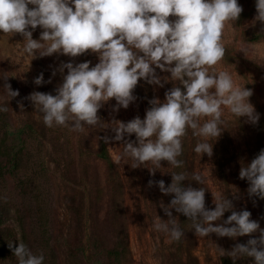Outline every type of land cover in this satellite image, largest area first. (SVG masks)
Returning <instances> with one entry per match:
<instances>
[{
  "label": "rangeland",
  "instance_id": "1",
  "mask_svg": "<svg viewBox=\"0 0 264 264\" xmlns=\"http://www.w3.org/2000/svg\"><path fill=\"white\" fill-rule=\"evenodd\" d=\"M237 3L243 11L236 22L225 27V57L215 69L229 71L238 85L253 92L249 102L259 120L252 124L246 117L236 119L226 112L223 131L212 142L211 157L193 151L197 138L189 130L183 138V154L178 158L184 166L174 169L162 161L161 169L154 174L147 167L115 163L125 141L135 142L136 137L125 135L124 140L116 141L112 125L114 121L127 123L136 117L143 120L151 107L149 102H163L174 82L165 83L162 79L161 87L143 79L138 81L132 93L135 100L127 109L119 107L114 111L116 101L109 100L97 113L107 127L84 132L59 126L48 128L28 99L30 94L55 95L67 75V69L63 74L58 71L61 64L90 62V67H94L99 62L98 54L89 50L77 57L53 54L30 61L22 55L20 34L3 37L0 33V106L8 107L7 112H0V140L13 146V153L19 158L13 176H6L0 186V202H6L10 210L4 231L7 244L22 241L34 254H44V264H223V257L233 259L220 256L217 248L227 253L236 244L246 245L249 239L259 237L258 230L236 239L216 234L199 238L188 218L182 222L183 215L174 209L173 218L185 233L179 242L169 243L164 233L153 228L157 216L169 219L161 205L167 207L173 198L161 193L156 182L163 180L165 187L169 186L171 172L175 171L189 174V180L182 181L183 186L205 188L206 209L214 210L217 194L232 201V210L214 221V226L227 220L232 211L247 210L250 219L264 229V200L250 196L248 181L239 178L242 165L250 164L264 150V33L259 22L253 24L256 0ZM41 31L37 27L33 39L38 40ZM241 42L256 45L255 54L246 57L238 51ZM156 73L161 78L170 76L160 69ZM40 74L43 82L36 85L34 81ZM5 83L19 95L9 100L3 89ZM175 84L179 86L178 82ZM102 143L111 156V167L97 155ZM193 172L202 174L206 183L199 185L191 180ZM113 250L120 252L118 256L111 255ZM235 261L254 264L250 257ZM0 264H17L12 251L6 259L0 257Z\"/></svg>",
  "mask_w": 264,
  "mask_h": 264
},
{
  "label": "clouds",
  "instance_id": "2",
  "mask_svg": "<svg viewBox=\"0 0 264 264\" xmlns=\"http://www.w3.org/2000/svg\"><path fill=\"white\" fill-rule=\"evenodd\" d=\"M255 8L253 24L259 22L264 33V0H256ZM242 11L237 0H0V33L3 37L20 34L22 55L30 61L53 54L77 57L89 50L98 54L99 62L94 67L90 62L61 64L58 71L63 74L67 69V75L55 95L30 94L28 99L48 128L84 132L107 127L97 113L109 100L116 101L114 111L127 109L135 100L132 93L138 81L161 87L162 79L174 82L163 102H149L151 107L143 120L136 117L112 125L116 141L124 140L125 135L136 137L135 142L125 141L115 163L147 167L154 174L161 169L162 161L174 169L184 166L178 158L189 130L197 138L193 151L211 157L212 142L223 131L226 112L236 119L246 117L252 124L258 122L259 114L249 102L253 92L238 85L229 71L215 69L225 57V27L236 22ZM37 27L42 29L38 40L33 39ZM237 47L246 57L255 54L254 44L241 42ZM156 69L170 76L161 78ZM43 79L40 74L34 83L41 85ZM3 89L9 100L19 95L10 84L5 83ZM7 111V106H0V112ZM171 176L167 187L163 180L156 182L161 193L173 198L167 207L161 205L169 219L157 216L155 231L164 233L169 243L184 237L171 209L188 218L199 238L216 234L236 239L259 230V237L249 239L246 245L236 244L227 253L219 248L217 251L234 262L250 257L254 264H264V229L250 219L249 211H232L227 220L214 226V221L232 210V201L224 194L213 195L215 208L206 209L204 187L183 186L182 181L189 180L186 172L173 171ZM239 178L248 181L250 196L264 200V150L250 164L242 165ZM191 180L199 185L206 183L198 172L191 174ZM8 247L17 264H44V254H34L22 241L10 242Z\"/></svg>",
  "mask_w": 264,
  "mask_h": 264
},
{
  "label": "trees",
  "instance_id": "3",
  "mask_svg": "<svg viewBox=\"0 0 264 264\" xmlns=\"http://www.w3.org/2000/svg\"><path fill=\"white\" fill-rule=\"evenodd\" d=\"M98 157L103 160L109 167L112 166V159L107 151L104 143L100 145L97 152ZM19 164V158L17 154L13 153V146L8 147L5 145L4 140H0V186L6 176H13V168H16ZM10 210L6 206V202H0V257L4 260L11 254V250L5 240L4 231L7 230L5 227L9 220ZM182 222H186V217L182 216ZM179 246V245H178ZM120 252L112 251L111 255L118 256ZM223 264H238L237 261L230 260L226 257L222 258Z\"/></svg>",
  "mask_w": 264,
  "mask_h": 264
}]
</instances>
